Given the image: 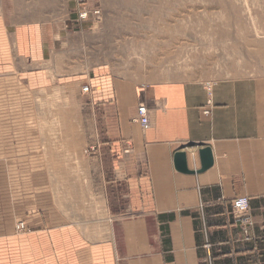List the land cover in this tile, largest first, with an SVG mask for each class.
<instances>
[{"label": "crops", "instance_id": "crops-1", "mask_svg": "<svg viewBox=\"0 0 264 264\" xmlns=\"http://www.w3.org/2000/svg\"><path fill=\"white\" fill-rule=\"evenodd\" d=\"M17 1L0 0V264H264V85L210 94L204 79L137 81L107 63L73 72L61 1ZM52 88L81 97V120L40 121ZM239 196L251 225L234 217Z\"/></svg>", "mask_w": 264, "mask_h": 264}, {"label": "rangeland", "instance_id": "rangeland-1", "mask_svg": "<svg viewBox=\"0 0 264 264\" xmlns=\"http://www.w3.org/2000/svg\"><path fill=\"white\" fill-rule=\"evenodd\" d=\"M60 1L56 12L74 20L67 29L68 70L107 63L115 73L144 82L193 77L212 91L229 79L264 85V0ZM17 5L31 12L36 2ZM84 6L90 15L79 22L72 14ZM49 95L38 102L40 121L81 120L82 100L73 90L52 88ZM82 213L90 216L89 210Z\"/></svg>", "mask_w": 264, "mask_h": 264}, {"label": "built area", "instance_id": "built-area-1", "mask_svg": "<svg viewBox=\"0 0 264 264\" xmlns=\"http://www.w3.org/2000/svg\"><path fill=\"white\" fill-rule=\"evenodd\" d=\"M88 7H83L79 10V13H77V21L81 22L83 20H87L89 18ZM96 16H100L101 13L99 11H95L93 13ZM207 91L211 94L212 93V86L209 84V86H205ZM90 85H84L82 90L83 92H88L90 90ZM136 121L141 123L143 129H148L150 127V120L148 115V108L144 103H140L138 105V111H137V118ZM96 147H94V150ZM250 210V198L248 196H239L234 199L233 201V214L234 217L242 222L244 225H251L252 220L249 215ZM17 229L20 232H24L27 230L26 223L24 221H19L17 224Z\"/></svg>", "mask_w": 264, "mask_h": 264}, {"label": "water", "instance_id": "water-1", "mask_svg": "<svg viewBox=\"0 0 264 264\" xmlns=\"http://www.w3.org/2000/svg\"><path fill=\"white\" fill-rule=\"evenodd\" d=\"M202 167L199 171H204L213 164V155L210 147H205L200 151ZM176 167L182 172H195L188 167V156L186 152L179 151L175 156Z\"/></svg>", "mask_w": 264, "mask_h": 264}, {"label": "bare ground", "instance_id": "bare-ground-1", "mask_svg": "<svg viewBox=\"0 0 264 264\" xmlns=\"http://www.w3.org/2000/svg\"><path fill=\"white\" fill-rule=\"evenodd\" d=\"M135 120V119H134Z\"/></svg>", "mask_w": 264, "mask_h": 264}]
</instances>
